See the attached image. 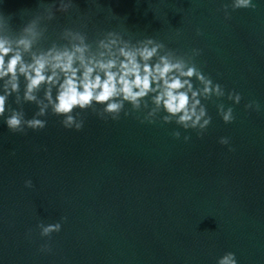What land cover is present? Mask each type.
<instances>
[{"label":"clouds","instance_id":"clouds-1","mask_svg":"<svg viewBox=\"0 0 264 264\" xmlns=\"http://www.w3.org/2000/svg\"><path fill=\"white\" fill-rule=\"evenodd\" d=\"M39 6L43 12L32 16L18 30L13 28L11 19L0 17V118L11 133L43 130L47 121L40 117L49 110L62 117L60 122L65 129L80 131L84 126L81 113L91 110L100 119L113 121L120 120L122 113L125 117L143 113L142 118L135 116L142 124L174 122L195 131L200 138L204 136L212 118L202 100L219 99L226 93L222 85L197 67L195 57L201 54L200 49L178 55L154 38L133 41L115 30L101 31L89 42L87 32L73 27L63 28L58 40L43 47L48 22L56 18L57 12L69 13L73 3L59 0L58 5ZM229 7L235 11L255 9L256 5L253 0H232L231 5H223L225 19L230 18ZM197 35H202L199 29ZM194 79L199 86L194 85ZM13 96L17 108L8 103ZM227 98L239 104L242 96L231 91ZM25 103H34L38 108L30 119H26L23 110ZM126 105H130V110H126ZM245 109L259 112L261 106L253 100L245 104ZM217 111L225 124L235 121L232 107L225 109L222 103L217 104ZM172 136L180 139L181 133L173 131ZM183 139L187 142L190 137ZM219 143L228 145L229 138L221 137ZM25 186L33 187L32 181L26 180ZM37 227L40 237L50 239L62 230V223L41 222ZM40 251L50 253L51 245H41ZM216 264L238 261L235 253L226 252Z\"/></svg>","mask_w":264,"mask_h":264}]
</instances>
